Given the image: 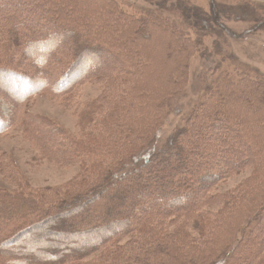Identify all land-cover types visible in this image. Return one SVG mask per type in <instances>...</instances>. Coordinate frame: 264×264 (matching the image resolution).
Returning <instances> with one entry per match:
<instances>
[{
	"label": "trees",
	"instance_id": "1",
	"mask_svg": "<svg viewBox=\"0 0 264 264\" xmlns=\"http://www.w3.org/2000/svg\"><path fill=\"white\" fill-rule=\"evenodd\" d=\"M162 1L151 3L162 7L166 2L179 5L180 16L192 21L191 14H185L188 9L185 1L180 0L178 4L175 0ZM95 2L100 10L112 16L111 5L106 0H100L99 4ZM68 3L69 0H0V30L10 35L11 44L17 45L16 51L27 59L29 67L19 60L15 64L4 60L0 46V94L14 103L11 115H6L0 104V135L26 117V113L19 115L22 113L20 107L32 93L41 91L61 96L67 91L62 89L78 75L90 79L111 73L112 79L103 96L96 101L98 106L91 103L88 112L80 114L78 133L57 125L26 127L45 156L61 163L77 161L75 164L80 162L81 166L76 176L55 192L54 202H40L34 194L25 191L0 189V264H60L81 256L75 255L77 246L64 247L52 254L38 250L39 256L48 253L49 262L26 254L22 237L51 221L60 222L61 229H50V237L69 240L67 242L82 239L84 253L99 250L93 264H264V195L257 194L255 185L246 189L244 198L255 202L251 209L258 205L261 208L252 217L256 235L255 241L248 244L253 247L241 253L244 244H238V241L232 246L231 242H221L219 234L225 219L234 213L229 208L230 196L224 198L218 193H209L232 171L245 168L257 159L264 162V120L263 123L254 120L250 123L246 121L247 116L240 117V110H236L241 105L248 110L259 108L262 113L264 93L259 92L260 87L253 83L255 81L243 82L248 86L245 89L248 93L241 97L238 84L232 82L228 73L222 72L213 81L210 92L196 104L187 126L168 137V144L172 145L166 148V140L162 142L157 137L160 134L158 123L173 105L169 85L177 84L174 77L165 81L157 78L155 83L149 80L147 62L150 54L144 49L153 42L151 37L155 31L168 33L167 37L174 42L167 46L172 47L168 58L172 59L188 51V45L193 44L187 28L170 22L169 17L159 11L152 10L141 16L119 11L112 16L114 25L109 23L112 32L108 34L106 24L101 34L93 37L84 29L91 26L90 14L82 10L83 7H64ZM251 9L246 10L255 17L253 25L242 33L244 38L255 35L256 30L264 31V13L254 7ZM199 16L202 19L205 15ZM208 18L203 21L198 18V23L193 20L191 24L197 34L211 28ZM199 23L205 25L199 27ZM106 35L110 39L101 40ZM70 44L74 48V57L63 75L54 77L51 71L55 58L61 59L63 50ZM5 46L9 48L10 43ZM109 53L111 57L105 59ZM180 60L178 69L171 71L179 74L175 76L178 81L183 76ZM229 83L237 89L226 87ZM252 83L263 103L255 100ZM262 84L264 90V82ZM103 102L107 110L100 113L104 116H99L94 124L96 118L91 114L104 107ZM93 127L97 128L99 136H95ZM191 134L200 138L191 141ZM182 139L186 140V146L180 142ZM189 141L191 150L189 156L184 157L182 152ZM234 143L239 147L230 145ZM172 151L178 156L179 164L171 174L178 169L191 175L188 181L173 184L170 173L155 167L146 173H136L125 185L121 183L138 168L154 167L156 163L164 166L169 160L165 154ZM97 155L99 159H94ZM106 167L109 170L106 171ZM17 176L12 179L15 183ZM90 177L101 180L88 188ZM258 182L263 189L264 177ZM243 183L234 190L233 195L237 198L243 196ZM171 184L174 186L170 189L164 188ZM94 187L96 189L92 190ZM249 192H254L255 197L249 198ZM256 197L263 199L256 201ZM89 202L101 210H89L81 215L82 208ZM209 203L218 207L214 214L217 220L209 215L210 210L198 212ZM126 204H131L130 208H119ZM29 211L34 217L28 220ZM178 212L185 215L181 226ZM75 214L78 217H70ZM170 216L175 220L165 223L164 219ZM19 217L25 218L20 221ZM187 227L192 231L189 232ZM124 235L128 237L126 243L118 245V236ZM37 238L38 234L35 240Z\"/></svg>",
	"mask_w": 264,
	"mask_h": 264
},
{
	"label": "rangeland",
	"instance_id": "2",
	"mask_svg": "<svg viewBox=\"0 0 264 264\" xmlns=\"http://www.w3.org/2000/svg\"><path fill=\"white\" fill-rule=\"evenodd\" d=\"M94 1H96L95 3L97 4L100 2V0H69L67 6H64L69 8L76 6L79 9L83 7L82 10H86L87 13L90 14L92 19L90 22L91 26L84 28L87 31V34L90 36L92 35L94 37L98 34H101L100 31L106 24V31L108 34H110L112 31L110 30L111 28L109 27V23L114 25L112 16H114L119 11H125L129 14L141 16L144 13H148L152 10L157 12L159 11V13L169 17L170 22H174L176 25L186 27L191 36L190 41L193 42V44L192 46L188 45L189 50L184 51L179 55H175L172 59H168L171 57L169 49L172 47L169 46L168 48L167 46L169 44H174V42H171L170 38L167 37L168 33L161 34L162 32L160 33L158 30L155 31L154 37H151L153 42L150 45H147V49H144L150 54L147 62L149 63L150 67V72L148 74L149 80L151 81L152 79L155 83L157 78H159V80L165 81L168 78L171 79L174 77L173 81L177 84L172 85L170 83L169 85L172 89L170 92L172 96H170V98H173V105L171 110L167 111V114H163V121L158 123L160 124L158 130L160 134L157 137H159L160 141L162 142L166 140V148H170L172 145L168 144V137L171 135V133H177L178 131L180 132L187 126L189 117L193 113L195 106H197L196 104L198 102L200 103V101L203 99V95L205 96L210 92V90L213 88V81L219 77L222 72L228 73L229 76L233 78L232 82H234V84H238V90L242 95L241 97H244L243 95L248 93V90H245L248 86L243 83L247 80L250 82L255 81L253 83L260 87L259 92L262 93L263 91L264 93V90H262V83L264 82V31L262 32L261 29L256 30L257 32L255 35H252L248 38H244L242 34L253 25L252 20L255 17L247 12L246 9L248 8L250 10L252 7H254L260 9L264 13V0H182L185 1L188 8L185 11V14H191L192 16L191 22L180 16L181 12H179V5H173L169 2H166V4H164L165 6L162 7L151 3V1L159 2L160 0H106V3L111 5L110 11L112 12V16L108 15L109 13L100 10L99 7L94 4ZM174 2L178 4L180 0H175ZM251 10L253 11V9ZM200 14L205 15V18L202 17L203 20H206L208 18L207 16H209L208 19L210 22L208 23H210L211 28H205L204 32L197 34L196 29L193 28L191 23L195 19L196 23H198V18L201 19L199 16ZM78 19L80 20V16ZM202 19L201 21H203ZM199 25V27H202V25L205 24L199 23ZM102 39L107 40L110 38L108 35H106L104 38L101 37V40ZM5 43H10L9 48L5 46ZM0 46L1 57L4 54V57H2L4 60H7L12 64L17 63L19 60L29 69L27 59L24 58V56L19 55V52L16 51L17 45L11 44L10 35H7L1 30ZM185 48L187 47H184V49ZM73 51L74 48L70 44L67 50H63L61 59L59 56L55 58L56 62L53 63V68L51 71L54 77H57V75H63L71 63L72 58L74 57ZM151 55L153 58H151ZM110 57L111 54L109 53L106 55L105 59ZM179 60L182 62L181 70L183 71L182 74L184 76L180 77V81H178V79H176L177 77H175L179 74L171 73L173 68L174 70L176 68L178 69ZM117 74L120 75L121 73ZM110 76L111 73L105 74V76L102 77H91L90 79L82 78V76L79 77V75L75 76L73 78L74 81L62 89V91L65 89H67V91L61 96H52L51 94H45L41 91H39V93L37 91L31 94L32 96L20 107L22 113L19 115L26 113V117H23L20 121L16 122L13 127L9 128V130L0 135V189L25 191L29 194H34L40 199V202L47 200L52 202L55 201L52 200L55 192L60 187H62L65 182L70 181L76 176L77 171L81 166L79 164L81 163L79 162L77 165L75 164L77 161L74 163H61L51 159L48 155L45 156L35 144L32 132L26 131V127L30 126L32 128L34 126H38L40 128H44L57 125L68 132L78 133L80 130L78 124L80 114L82 112H88L91 103H95V105L98 106L96 101L100 100L101 96H103L105 92V89L107 88V83L112 80ZM69 80L72 79L69 78ZM253 83L251 85V90L254 93L255 100L261 103L262 100L260 95H258L259 93H256V88L255 86L253 87ZM226 87L237 89V86L230 83L227 84ZM223 90H225L224 87ZM250 95H252V93H250ZM10 100L11 99L9 97L6 98L4 95L0 94V104L6 115L12 114L14 103ZM103 106L104 107H101V109L94 110L96 112L91 114L96 118L93 121L94 124L99 120L97 119L99 116H104V114L100 113H103V111L107 110V105H105L103 102ZM239 106H237L236 110H240V117L243 118L247 116L246 121H249L250 123L253 122V120L263 123L264 110L261 113L258 111L259 108H257V110L256 108L252 110L250 109V111L243 108L241 105ZM236 110H234V112ZM24 119H26V121L22 125L21 123ZM96 129V127L92 128V131L94 134H96L95 136L98 135ZM199 138V135L191 134V141L197 140ZM191 141H189V145L187 144V148L185 147V151L182 152L184 153V157H187V155L189 156L191 150L189 148ZM180 142H183L186 146L185 139L180 140ZM230 145L234 148L239 147V144L236 143ZM173 152L174 151L165 154L169 160H167L168 162L164 166L156 163L154 167L150 165L146 166L145 168H138L137 170H134V172H131L126 177H124L121 183L125 185L126 182L132 181L136 173H146L148 169L155 167H159V169H162L163 172H168L170 174L171 172H175V168L179 164V159L177 155L173 154ZM98 156L99 155L95 156L94 159L98 158ZM97 162L99 161H96V163ZM105 169L106 171L109 170L108 167ZM176 171L178 172L174 173L173 175L171 174L173 184L179 181H188L191 179V175H188L184 172H179L178 169ZM168 173L167 175H169ZM263 175L264 162L261 163L257 159L250 162L245 166V168L243 167L241 169H237L236 171H232L228 176L216 183L210 190L211 192H209L213 195L218 193L220 196H224V198L230 196L229 208L233 209L234 213L225 219L223 226L219 230V234L221 237V242H231L232 246L238 243V241V244H244L241 249V253H245L248 250H251V247H253L248 244L250 241H255L253 239L256 235V232L253 228L255 226L254 219L252 217L255 216L258 213V210L261 208V206L258 205L256 206L257 208L251 209L252 204L255 202H253V200L247 201L244 196H247L246 189L249 186L251 187V185L256 186L257 194L260 192L259 194L262 196L264 195V188L262 189V187L259 186L260 183L258 182L263 179ZM15 176H17L16 183L12 180ZM91 177L88 188L94 186L101 180V178H93L91 180ZM242 183L243 196L240 195L237 198L233 195V193L237 186L241 185ZM173 184L164 185V188L166 187L170 189L172 186H174ZM250 187L249 189H251ZM94 189L96 188H92V190ZM116 190L119 191V189ZM231 191L232 193L229 195ZM255 195L256 194H254V192L248 193L249 198H254ZM241 197H243V199ZM261 199L263 198L256 197L255 200L260 201ZM163 202L164 201L162 200L161 203L165 204ZM214 205L215 204L210 206V203L206 204L199 208L198 212L206 213L210 210L209 215L211 214L212 219L217 220L215 219L216 217H214V214L217 212L218 207ZM130 206L131 204H126L125 206H119V208H130ZM89 210L98 211L101 209L95 207L93 202H89V204H86V207L82 208L81 215L82 212L83 214L89 213ZM181 213L182 212L177 213V217L181 219L178 221L179 226H181L182 221L185 219V215ZM29 215V218L28 216L26 217L28 220L34 217L30 211ZM74 216L78 217L76 214L71 215L70 217ZM23 218H20V221L23 220ZM173 220H175L174 216H170L165 218L164 222L167 223ZM50 229H61L60 222H48L22 237V241H24V246L26 248V254H29L33 258L38 256L39 259L48 261V253L39 256L37 251L47 250L49 254H52V252L64 247L77 246L78 248L75 255L80 254L81 256L75 259H69L60 264H93L96 255H99V250L84 253L85 251H82V248L84 247L82 239L76 238L73 239L72 242H67L69 240L50 237L48 234ZM187 230L189 232L192 231V229L189 227H187ZM37 234V240L39 241L35 240ZM118 237H120L118 238V245H123L128 239V237L125 235L124 237ZM8 261L10 260L8 259Z\"/></svg>",
	"mask_w": 264,
	"mask_h": 264
}]
</instances>
